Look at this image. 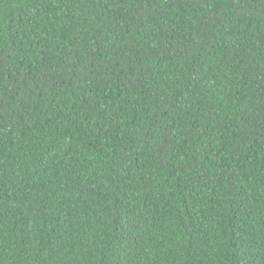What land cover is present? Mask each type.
<instances>
[{"label": "trees", "instance_id": "1", "mask_svg": "<svg viewBox=\"0 0 264 264\" xmlns=\"http://www.w3.org/2000/svg\"><path fill=\"white\" fill-rule=\"evenodd\" d=\"M0 264H264V0H0Z\"/></svg>", "mask_w": 264, "mask_h": 264}]
</instances>
